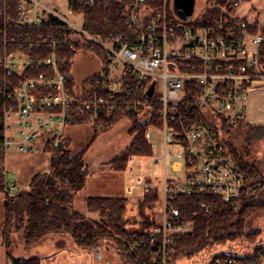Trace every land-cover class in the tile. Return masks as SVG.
<instances>
[{
	"label": "built area",
	"instance_id": "obj_1",
	"mask_svg": "<svg viewBox=\"0 0 264 264\" xmlns=\"http://www.w3.org/2000/svg\"><path fill=\"white\" fill-rule=\"evenodd\" d=\"M111 2L125 5V30L91 33L75 6ZM209 4L183 20L169 0H0V93L9 100L3 154L12 145L25 154L57 151L66 129L81 125L104 134L136 121L161 133L162 188L148 187L159 192L161 220L145 239L120 241L135 264H172L176 240L190 226L174 196L211 194L237 211L259 190L222 135L238 125L253 84L264 82V15L251 0ZM79 53L96 63L89 76L77 73ZM15 193L6 185L3 195ZM209 264H264V245Z\"/></svg>",
	"mask_w": 264,
	"mask_h": 264
},
{
	"label": "trees",
	"instance_id": "obj_2",
	"mask_svg": "<svg viewBox=\"0 0 264 264\" xmlns=\"http://www.w3.org/2000/svg\"><path fill=\"white\" fill-rule=\"evenodd\" d=\"M84 13L86 28L93 34L105 35L125 30L122 17L125 5L111 2L108 8L75 6ZM4 56L3 42L0 38V60ZM3 73L0 74V88ZM9 100L0 93V164L3 166L5 154L4 113ZM247 110L244 109L235 128L223 127V143L232 155L235 165L245 177L248 185H257L255 197L244 198L237 211L230 204L211 194L194 196H174L172 206L179 210L186 226L192 231L181 234L175 243L171 257L172 264L195 262L209 264L211 258L225 256L236 248H258L264 245L261 230L247 231L248 219L264 215V166L250 160L249 144L263 138L264 130L256 129L246 122ZM131 133L132 142L127 151L107 164L110 170L125 172L131 157L153 155L152 147L146 141L145 125L134 121ZM249 132L243 147L245 154L239 152L238 132ZM99 134H94L90 144L81 152L74 153L72 145L65 140L64 146L57 151L46 148L51 153V171L36 175L27 190L17 191L13 196L4 194L5 225L2 239L8 264H42L38 258L15 259L12 249L15 240H19L26 250L58 235L68 236L82 252L97 254L103 245L113 247L120 253L123 264H135L124 252L120 241H134L146 238V232L155 227L153 220H147L145 211L161 210L159 192L147 188L143 200L138 203L141 217L146 221L132 224L129 215L130 202L125 199L91 198L87 202V211L98 214L99 221H93L80 214L74 207V198L84 189L87 178L94 174L87 166V154ZM6 176L0 170V193H4ZM204 205H209L206 211Z\"/></svg>",
	"mask_w": 264,
	"mask_h": 264
},
{
	"label": "rangeland",
	"instance_id": "obj_3",
	"mask_svg": "<svg viewBox=\"0 0 264 264\" xmlns=\"http://www.w3.org/2000/svg\"><path fill=\"white\" fill-rule=\"evenodd\" d=\"M206 1L207 0L197 1L196 9L200 8V6L204 4L208 6L210 5L209 2H212V0H208L207 4ZM173 2V0H169L170 6L173 5ZM251 6L252 9L258 12H263L262 14L264 15V0H251ZM90 65L91 64L86 63L84 55L79 53L77 56V73L79 77L89 76L96 69V63L92 64L93 66ZM246 110L247 115L245 121L249 122L251 126L256 129L260 128L261 130H264V82H257L253 84V90L250 93V99L247 103ZM132 128L133 126L131 122L124 121L117 124L110 133L98 135L86 157L87 166L91 170L92 174H95L98 170L112 171L107 164L128 150L133 138V134L131 133ZM75 129H77L79 134L78 139L72 146V150L74 153H77L81 152L90 144L91 130L89 128L83 129L78 127ZM84 130L87 132H84ZM238 134L240 142L238 146L239 152L241 154H245L246 149L244 151L243 147L245 145L247 146V143L245 144V142L248 139L249 132L248 130L241 131L240 133L238 132ZM146 135L149 137V144L152 147L153 155L148 157H131L133 159L130 160V162H132L131 164L129 163L128 166L130 169L127 168L130 175V183L132 185L135 183L137 185V189L141 187L142 182L149 180L150 178H155L154 173H157V171L160 172L163 168L160 163L159 156L162 154L163 150L161 133L155 126H150ZM261 136V132H258L259 139L255 138V142L248 145V151L250 152V160L261 163L264 166V134L263 138L260 139ZM129 175L127 174V177H129ZM173 175L176 178L179 177L177 174ZM158 177H160L159 173L158 176L156 175L154 185L157 188H162L163 171L161 177L159 179ZM146 185H149V187L153 186L151 182H147ZM142 195L143 194L138 193V199L128 200L131 204L129 215L132 217V224L137 223L142 225V223L146 221L141 217V212L139 211L138 206V203L143 200ZM77 208L79 212L82 210L79 207V204ZM161 210L156 211L152 209L150 211H145L147 220H153L155 223L159 222L161 220ZM84 214H86L85 216L87 218L93 221H99L98 214H91L87 212L86 209H84ZM246 230H261L264 234V215L248 219L246 222ZM187 231H192L191 225L188 227ZM262 237H264V235ZM12 256L15 259L38 258L42 261V264H123L122 258L115 248L103 245L97 254H86L76 247L73 241L66 235L53 236L37 244L30 250H26L24 245L16 239L12 249ZM184 264L197 263L185 262Z\"/></svg>",
	"mask_w": 264,
	"mask_h": 264
},
{
	"label": "crops",
	"instance_id": "obj_4",
	"mask_svg": "<svg viewBox=\"0 0 264 264\" xmlns=\"http://www.w3.org/2000/svg\"><path fill=\"white\" fill-rule=\"evenodd\" d=\"M75 128L77 127H69L65 131V140H68L72 146L78 139L79 134ZM78 128L86 129L89 127L81 125L78 126ZM84 132L87 131L84 130ZM90 135L92 140L94 136L92 130ZM2 169L5 172L6 183L8 186H15L16 192L20 190H27L32 179L36 175L51 171V154L43 150L36 151L32 154L20 153L16 146L12 145L10 150L5 154ZM128 169H130V167ZM162 171L163 168L160 172H155V178H150L149 180L142 182L141 187L137 189V185L135 183L133 185L130 183L128 170L125 172L98 170L92 177L87 178L84 189L74 198V207L76 211L79 212L77 208L79 204V207L82 209L79 213L86 215L84 214V209L87 211V202L91 198L135 200L139 198L138 193H141L143 194V199L144 191L149 187L146 183L151 182L154 185L156 175L158 176L159 173L161 177ZM127 174L129 177H127ZM160 177H158V179ZM3 196V193H0V264H8L9 261L6 256L2 239V232L5 225V207Z\"/></svg>",
	"mask_w": 264,
	"mask_h": 264
},
{
	"label": "water",
	"instance_id": "obj_5",
	"mask_svg": "<svg viewBox=\"0 0 264 264\" xmlns=\"http://www.w3.org/2000/svg\"><path fill=\"white\" fill-rule=\"evenodd\" d=\"M196 0H174L175 13L183 20L189 19L195 7Z\"/></svg>",
	"mask_w": 264,
	"mask_h": 264
},
{
	"label": "bare ground",
	"instance_id": "obj_6",
	"mask_svg": "<svg viewBox=\"0 0 264 264\" xmlns=\"http://www.w3.org/2000/svg\"><path fill=\"white\" fill-rule=\"evenodd\" d=\"M198 1V0H197ZM195 4H196V6H197V2L195 1ZM196 6L194 7V8H196ZM197 10V9H196ZM196 10H194V12L196 11ZM194 14V13H193ZM107 133H109V132H107ZM146 134H147V130H146ZM150 145V144H149ZM151 146V145H150Z\"/></svg>",
	"mask_w": 264,
	"mask_h": 264
},
{
	"label": "flooded vegetation",
	"instance_id": "obj_7",
	"mask_svg": "<svg viewBox=\"0 0 264 264\" xmlns=\"http://www.w3.org/2000/svg\"><path fill=\"white\" fill-rule=\"evenodd\" d=\"M196 2H197V0H196ZM195 6H196V4H195ZM194 10H195V8H194Z\"/></svg>",
	"mask_w": 264,
	"mask_h": 264
}]
</instances>
